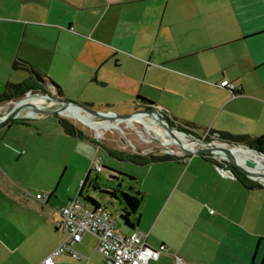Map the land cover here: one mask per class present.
I'll list each match as a JSON object with an SVG mask.
<instances>
[{
	"label": "crops",
	"instance_id": "obj_1",
	"mask_svg": "<svg viewBox=\"0 0 264 264\" xmlns=\"http://www.w3.org/2000/svg\"><path fill=\"white\" fill-rule=\"evenodd\" d=\"M15 61L41 80L13 70ZM29 77L58 99L105 108L95 111L130 113L144 106L140 97L169 120H191L197 133L256 138L264 135V0H0V89ZM223 80L236 86L235 97L219 87ZM92 91L106 98L81 100ZM172 157L128 162L124 193L141 201L118 235L163 245L149 264H264V187L221 176L209 157ZM10 202V218L21 209L32 229L36 219L54 229L0 235V264H41L64 236L60 215L55 223L29 202ZM99 256L61 255L54 264H104Z\"/></svg>",
	"mask_w": 264,
	"mask_h": 264
},
{
	"label": "rangeland",
	"instance_id": "obj_2",
	"mask_svg": "<svg viewBox=\"0 0 264 264\" xmlns=\"http://www.w3.org/2000/svg\"><path fill=\"white\" fill-rule=\"evenodd\" d=\"M2 80L5 81L6 77L4 76ZM4 87L3 85L2 89H0V95L4 92ZM37 93L35 92L34 94ZM82 96H84V99L81 100L92 101L106 98L105 94L103 95L98 91L88 92ZM51 97L56 98L55 95H51ZM71 98H73L71 101H67L84 105V103H80L81 101H76L78 100L76 97L72 96ZM38 99L43 100V102L38 103L42 110H52L56 107L53 102L43 99L40 96L34 97L30 101ZM10 108V105L0 108V116L7 113ZM94 109H100V107L96 106ZM100 110H105V108H101ZM27 113H31L33 117L25 118ZM115 114L124 116L128 113L124 112L123 114L117 112ZM56 116L65 120L69 125L78 129V131L83 132L93 142L66 135L58 125L56 117L43 115V113L31 110L23 112L19 119L0 125L1 237L9 234L10 236L17 235L21 238L24 234L31 233L33 230L37 235L39 233H47L48 231L52 234L54 229L53 226L43 225L41 219L35 220V229H32L30 224L27 223L26 211L22 212L21 209L20 211L17 210L18 212L16 214L20 218L16 220L15 215L13 219L10 218V215L8 216L7 214L11 206L10 200H16L21 204L29 202L39 214L43 210L45 216L47 214L52 222L58 223V212H60L62 206L69 199L73 200L78 198L82 204L91 208L93 205L86 201L87 197L95 199L101 206L106 208V211L116 221V231L123 234L125 229L118 216L122 205L118 200L101 191L116 189L118 199L121 198V192H130L131 182L127 177L114 175L116 179H111V176L113 175L112 171L119 174L133 172V165L108 154L107 150L109 149L110 151L127 155L181 156L180 149L177 146H172L169 148V154H166V149L159 143L161 140L152 136L141 124L135 123L130 127H126L123 123L113 126L110 129L96 128L94 132L78 121L71 119L70 116ZM188 116H193V119L200 122L209 119L204 113L196 117L192 111H190ZM144 120L147 123L150 122V119ZM157 128L161 132H165L159 125H157ZM98 133H101V135ZM198 134H200V137L194 139L188 137V134L185 135L194 145L198 144L196 141L216 139L212 136L207 139L205 133ZM144 139L150 140V142L145 143ZM180 141L185 145V142ZM248 159L255 160V157L250 156ZM217 161L227 169L228 163L221 160ZM97 167L101 168L99 172L95 171ZM88 173L87 183L81 196H78L81 184ZM51 192L53 194L48 200L47 205H44V202H39L34 199L37 194L48 196ZM9 197L10 199H7ZM46 227H50V230ZM38 242L36 236L34 241L35 245ZM95 244L96 240L91 235L86 234L83 237L82 244H76L74 249H77L84 256L94 255V257L100 258L99 254L94 251ZM35 253L37 254V247ZM18 264H21V261H18Z\"/></svg>",
	"mask_w": 264,
	"mask_h": 264
},
{
	"label": "built area",
	"instance_id": "obj_3",
	"mask_svg": "<svg viewBox=\"0 0 264 264\" xmlns=\"http://www.w3.org/2000/svg\"><path fill=\"white\" fill-rule=\"evenodd\" d=\"M219 87L229 91L232 97L238 93L236 86L226 80L221 81ZM212 137L217 136L214 134ZM100 170L101 168L97 167L95 171ZM217 170L221 176L233 178L231 170L225 167ZM35 199L43 201L46 196L39 194ZM59 215L58 227L64 236L58 247L41 264H54V260L61 255H67L77 261L82 259V255L74 246L81 242L85 234L96 240L95 251L101 255L104 264H149L166 252L163 245L157 249L147 246L145 240L147 236L141 233L118 235L115 220L102 206L89 208L78 199H73L60 209Z\"/></svg>",
	"mask_w": 264,
	"mask_h": 264
},
{
	"label": "water",
	"instance_id": "obj_4",
	"mask_svg": "<svg viewBox=\"0 0 264 264\" xmlns=\"http://www.w3.org/2000/svg\"><path fill=\"white\" fill-rule=\"evenodd\" d=\"M40 96L43 99H47L51 102L54 103V105H56L55 109L52 110H42L40 108L39 105L33 103V101H30L32 98ZM11 106L10 110L5 113L3 116H0V125L5 124L9 121L18 119L20 117V115L25 112L26 110H31V111H35V112H40L43 113V115H50V116H54V115H64V113L71 109V108H75L78 111L82 112L83 114H87L90 115L96 119H98V121H110V123L115 124V123H127L128 121L134 119V117H139V118H143V119H150L152 120L156 125H159L162 129H164L165 131H167V133L170 135V137L173 140H176V145L177 147L180 149V153L183 156H200V155H204L206 157H210L212 159L217 160H221L223 162H226L228 164H230L232 167H234L239 173H241L242 175H244V177H246L247 179L258 183L260 186H263L264 184V173H251L248 170H246L245 168H249V169H254L256 168L255 164L256 162L250 160V159H246L244 161V167L239 166L237 163L234 162L233 159V153L232 150L238 148V149H246L250 152L256 153L259 156H262L264 158V155L259 152V151H255L252 150L249 147L243 146L242 145H229L227 143H223V142H219L217 140H210V141H204V140H200V141H196L198 144L194 145V149L193 150H187L184 149L182 147V145L180 144V142L178 141V139L175 138V133L173 132H177L179 134H182L184 136H186L185 134L178 132L176 130V128L172 127L169 123V119L168 117L164 114V112H161L158 109H155L152 105L148 106L146 109L143 110H134L128 114L123 115H116L113 112H100V111H95L89 107H86L85 105H81V104H77V103H73L70 101H64L62 99H58L56 98H50L48 95H43V94H30L29 92L25 93L23 96L14 99V100H9L6 101L0 105V108H3L4 106ZM29 117H33L31 116L29 113L26 114L25 118H29ZM188 137L191 138H195L191 135H188ZM197 146V147H195ZM179 153V154H180ZM166 154H169V152H166ZM218 154H223V158H218ZM218 162V161H217ZM219 163V162H218ZM217 169L222 170V167L217 166ZM233 175V174H232ZM233 179H235L234 175H233Z\"/></svg>",
	"mask_w": 264,
	"mask_h": 264
},
{
	"label": "trees",
	"instance_id": "obj_5",
	"mask_svg": "<svg viewBox=\"0 0 264 264\" xmlns=\"http://www.w3.org/2000/svg\"><path fill=\"white\" fill-rule=\"evenodd\" d=\"M12 69L13 70L27 71L29 74L34 76L36 78V80H41V78L36 73H34L31 69H29L25 63H19V61L18 62L15 61L12 63ZM30 88H31V77H29L27 80H25L24 82H22L20 84H7L5 86L4 92L0 95V104L3 103V101L6 102V101L14 100V99H17V98L23 96ZM138 100H140V102H142V104L144 105L143 107H148V106H151V104H152L149 101L142 99L140 97H138ZM85 106L90 107L91 105L85 104ZM53 117H56L58 125L60 126V128L63 130V132L66 135L73 137V138L80 139V140H86L88 142H93L91 138L86 137L83 134V132L78 131V129H76L72 125H69V123H67L65 120L58 118L56 115H54ZM169 123L172 127L176 128L179 132L191 135L195 138L200 137L199 136L200 134L197 133L198 128L195 125H193L192 123H190V121L189 122H181V121H177V120H169ZM201 133H203V134L205 133L207 135V139H209L210 136H213L214 134H216V136H217L216 140L219 142L227 143L229 145H242V147L246 146V147L251 148L252 150L259 151L264 155V135L256 137V138H251V137L243 136V135H231V134L229 135V133H224V132L216 133L212 130L202 131ZM107 152H108V154L116 157L117 159H119L121 161L130 162V163L140 165V166H143V165H146V164H149L152 162H159L161 160L164 161V160H169V159L175 158V157H172L169 155H149V156L148 155H145V156L127 155V154H123V153L113 152V151H110L109 149L107 150ZM200 156L206 157L204 155H200ZM217 166L222 167L221 165H218V164H217ZM227 169L231 170L235 179L237 181H239L240 183H242L244 186L255 185L257 187H261L259 184L252 183L249 179L244 177V175L239 173L231 165L228 164ZM117 175L121 176L122 174L117 173ZM88 176H89V173L86 175L84 181L81 184L78 196H81L82 191H83V189L87 183ZM127 178L129 180H132L131 177H127ZM111 179H116V178L111 176ZM95 189H97V188L95 187ZM129 190H131V189H129ZM101 192L105 193V194H109L111 197L118 200V202L123 207L121 210V213L119 215V218L122 220V222L125 225L131 226L130 222H129V218H130L131 214L132 213L134 214L136 212V210L138 209V206H139L140 201H141L139 193H135L133 196V195H129L127 193L121 192L120 193L121 198L118 199L116 196V192H117L116 189L115 190H108V191H101ZM52 194H53V192H51L48 196L45 195L46 196L45 200L49 199ZM45 200H43V201H45ZM86 201L91 203L94 207L100 206L99 203H97L93 198L87 197Z\"/></svg>",
	"mask_w": 264,
	"mask_h": 264
},
{
	"label": "bare ground",
	"instance_id": "obj_6",
	"mask_svg": "<svg viewBox=\"0 0 264 264\" xmlns=\"http://www.w3.org/2000/svg\"><path fill=\"white\" fill-rule=\"evenodd\" d=\"M41 102H43L42 99L33 100V103H35L37 105H38V103H41ZM64 116H66V117L70 116L71 119L78 121L79 123L83 124L84 126L92 129L94 132H95L96 128H101V129L109 128L110 129L111 127L119 124V123L112 124V123H110V121L109 122L108 121H96V119H94V117L87 115V114H83L82 112L78 111L75 108H71V109L67 110L64 113ZM135 123L141 124L147 132H149L152 136L156 137V139L161 140L159 143L162 145V147H164L166 149V152L170 151V149H169L170 147H172V146L176 147L177 146L176 140H173L170 137V135L167 133V131H165L164 129H162L159 126L162 130L165 131V132H161L160 129L157 128V125L152 120H150V122L147 123L142 118L134 117V119L128 121L127 123H125V125H126V127H130ZM173 133H175L174 134L175 138L178 139V141L180 142V144L182 145V147L184 149H187V150L188 149L189 150L194 149L193 148L194 143L189 141V139L186 136L179 134L177 132H173ZM98 134L101 135V133H98ZM179 139L182 140L183 142H185L184 143L185 145H183V143ZM144 142L149 143L150 140L144 139ZM232 153H233L234 162L243 168H245L244 167V161L246 159H248V157H250V156L255 157V160H252V161L256 162L255 163V164H257L256 168H254V169L245 168V169L251 173H257V172L264 173V158L262 156H259L256 153L250 152L246 149L242 150V149H238V148L232 150ZM218 156H219L218 158H220V159L223 158V154H218Z\"/></svg>",
	"mask_w": 264,
	"mask_h": 264
},
{
	"label": "flooded vegetation",
	"instance_id": "obj_7",
	"mask_svg": "<svg viewBox=\"0 0 264 264\" xmlns=\"http://www.w3.org/2000/svg\"><path fill=\"white\" fill-rule=\"evenodd\" d=\"M27 92H29L30 94H34L35 92H38L37 94H43V95H48L50 98H51V95L49 94V93H47V92H45L43 89H41V88H39V87H37L36 85H34V84H31V88L27 91ZM26 92V93H27ZM2 104V103H1ZM0 104V105H1ZM56 108V107H55ZM54 108V109H55ZM147 107H139V108H136L135 110H143V109H146ZM19 119V118H18ZM10 122V121H9ZM9 122H7V123H9Z\"/></svg>",
	"mask_w": 264,
	"mask_h": 264
}]
</instances>
